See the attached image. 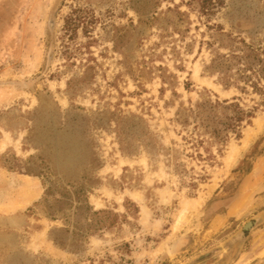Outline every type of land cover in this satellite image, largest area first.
Segmentation results:
<instances>
[{"label": "rangeland", "instance_id": "1", "mask_svg": "<svg viewBox=\"0 0 264 264\" xmlns=\"http://www.w3.org/2000/svg\"><path fill=\"white\" fill-rule=\"evenodd\" d=\"M221 34L264 44V0H0V264H264V94L206 69ZM207 98L253 115L220 152L176 121Z\"/></svg>", "mask_w": 264, "mask_h": 264}, {"label": "trees", "instance_id": "2", "mask_svg": "<svg viewBox=\"0 0 264 264\" xmlns=\"http://www.w3.org/2000/svg\"><path fill=\"white\" fill-rule=\"evenodd\" d=\"M221 35L224 39L218 42V45L228 50V53L216 51L206 69L219 76V82L225 89L243 81L249 82L254 90L264 94V87L260 86L264 81V44L255 46L243 38H239L237 42L229 34ZM175 116L181 129L188 132V141H191L195 149L202 146L204 151H207L210 150L209 147L215 146L217 152L228 142L230 134L239 138L243 122H249L253 117L252 111H245L236 103L219 100L212 102L209 98L200 99L186 107L182 105ZM208 156H212L211 153H208ZM53 230L63 235L69 233L66 227ZM51 241L60 248L67 245L56 237H52Z\"/></svg>", "mask_w": 264, "mask_h": 264}, {"label": "bare ground", "instance_id": "3", "mask_svg": "<svg viewBox=\"0 0 264 264\" xmlns=\"http://www.w3.org/2000/svg\"><path fill=\"white\" fill-rule=\"evenodd\" d=\"M260 124H261V123H260ZM248 141H249L248 138H246L245 143H247ZM245 145H247V144H245ZM245 145H244V146H245ZM25 177H26V176H25ZM184 219H185V218H184ZM181 221H182L181 218H179V219H178V224H180Z\"/></svg>", "mask_w": 264, "mask_h": 264}, {"label": "water", "instance_id": "4", "mask_svg": "<svg viewBox=\"0 0 264 264\" xmlns=\"http://www.w3.org/2000/svg\"><path fill=\"white\" fill-rule=\"evenodd\" d=\"M252 225L251 223H248L247 226Z\"/></svg>", "mask_w": 264, "mask_h": 264}]
</instances>
